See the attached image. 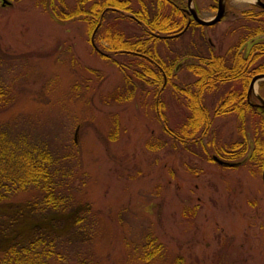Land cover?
Instances as JSON below:
<instances>
[{
	"label": "rangeland",
	"instance_id": "rangeland-1",
	"mask_svg": "<svg viewBox=\"0 0 264 264\" xmlns=\"http://www.w3.org/2000/svg\"><path fill=\"white\" fill-rule=\"evenodd\" d=\"M8 1L0 0V84L8 91L0 125L63 159L75 199L46 225L29 208L30 192L1 205L0 249L24 243L38 225L60 244L55 264H264L263 167L220 165L213 155L228 159L212 145L203 152L168 135L189 114L179 91L197 79L188 64L228 55L251 24L242 11L258 12L252 1L227 0L228 18L211 28L160 35L172 40L159 39L155 48L172 63L159 85L141 82L124 51L100 41L107 20L91 30L83 17L61 19L62 3L75 0ZM214 1L194 0L201 18L216 14ZM130 6L134 11L137 0ZM113 24L127 35L139 29L126 19ZM126 76L135 87L128 100L115 102L116 90L132 88ZM261 81L254 90L264 98ZM227 86L203 98L212 118L201 139L218 147L240 138L233 113L212 114ZM252 130L247 125L248 137ZM156 246L158 253L146 258Z\"/></svg>",
	"mask_w": 264,
	"mask_h": 264
},
{
	"label": "trees",
	"instance_id": "trees-1",
	"mask_svg": "<svg viewBox=\"0 0 264 264\" xmlns=\"http://www.w3.org/2000/svg\"><path fill=\"white\" fill-rule=\"evenodd\" d=\"M130 1L75 0L70 7L62 3L60 17H83L91 30L96 25L101 29V23L107 20L100 41L104 40L109 50H123L129 57L128 68L131 67L134 76L141 82L159 85L163 73L169 77L172 61L167 63L156 50L155 44L159 39L169 44L172 39L159 36L174 35L183 29L187 18L180 6L184 3L181 5L180 0H137L138 7L132 11ZM255 8L258 12H254L253 8L244 11L246 22L250 21L251 24L246 26V33L241 36L243 41L256 35L264 36V10ZM117 18L133 21L139 29H135L133 34L131 31L130 35L124 34L121 29L114 27L115 24L112 25L113 21L118 22ZM240 43L238 41L232 45L226 56L211 53L199 63L188 64V69L197 79L193 86L179 91L185 98L189 114L178 130L169 129L168 135L175 142H194L203 152L212 145L217 155L223 153L230 161L247 162L260 168L264 166V110L247 101L246 87L253 75L264 74V39L253 42L244 52H240L237 47ZM136 52L140 55H135ZM125 83L131 84L132 88L125 86L122 91L116 90L112 96L115 102L128 100L131 96L135 84L130 83L128 76L125 77ZM232 83L235 86H231ZM223 84H228L226 88L229 90L222 93L220 102L212 108V114L233 113L238 121L240 138L239 141L218 147L213 140L204 142L201 139L207 134L212 118L203 98L220 89ZM260 85L264 86V81ZM7 98V87L0 84V103L6 102ZM247 125L253 129L250 137ZM61 162L63 159L52 153L47 145H32L12 138L0 125V206L11 202L17 195L30 192L31 197L27 199L29 208L41 214L42 224H48L54 215L66 212L73 205L75 196L71 190L73 181L68 180L65 173L68 172L70 177L71 171L63 170ZM37 227H33L35 234L24 243L13 241L0 249V264H55L60 261L59 242L55 238L48 239L49 233L43 235L39 232L41 228ZM158 251V246L154 247L146 258Z\"/></svg>",
	"mask_w": 264,
	"mask_h": 264
},
{
	"label": "water",
	"instance_id": "water-1",
	"mask_svg": "<svg viewBox=\"0 0 264 264\" xmlns=\"http://www.w3.org/2000/svg\"><path fill=\"white\" fill-rule=\"evenodd\" d=\"M6 3H8V1L3 0V5ZM252 3L255 6H258L264 10V2L262 0H252ZM186 4H187V12L190 13L192 18L194 19V21L201 26L208 27V26L215 25L216 23H218L222 19V16L225 13V2H224V0H218L217 1L216 14L208 20L203 19L198 15L197 11L194 9V7L192 5V0H187ZM91 41H92L93 46L95 47L92 39H91ZM260 80H264V74H257L251 78V80L249 82L248 90H247V99L251 103V101H250L251 95L255 96L258 101L255 103H251V105H253L255 107H260L264 110V99L260 95H258L256 93V91L254 90L257 82ZM213 158L219 164H226L224 161L218 159L216 156H213ZM262 182H263V186H264V167L262 170Z\"/></svg>",
	"mask_w": 264,
	"mask_h": 264
},
{
	"label": "flooded vegetation",
	"instance_id": "flooded-vegetation-1",
	"mask_svg": "<svg viewBox=\"0 0 264 264\" xmlns=\"http://www.w3.org/2000/svg\"><path fill=\"white\" fill-rule=\"evenodd\" d=\"M217 1L218 0H216V2L214 1V3H212V5H211V7L212 8H215V9H217ZM263 1V0H262ZM224 2H225V13L223 14V16H222V19L221 20H225L226 18H228V15H229V12L227 11V0H224ZM264 2V1H263ZM193 3H194V0H192V5H193ZM253 6H255L254 4H252ZM193 7H194V9L197 11V13H198V9H197V6H196V4L194 3V5H193ZM256 7H258V6H256ZM258 8H260V7H258ZM180 9L183 11V14H184V16L187 18V20H186V23H185V25H184V29H185V31L188 29V28H191V27H193V26H201V25H199V24H197L195 21H194V19L192 18V16H191V14L190 13H188L187 12V4H184V5H182V6H180ZM261 9V8H260ZM263 10V9H262ZM242 13H244V11H242ZM199 15V14H198ZM243 17V16H242ZM220 20V21H221ZM214 25H212V26H208V27H213ZM181 33V32H180ZM184 33V32H183ZM182 33V34H183ZM181 35V34H180ZM244 36V35H243ZM262 37V35H256V36H254L253 38H250V39H247L246 41H243V39L241 38V36L239 37L240 39L238 40L239 42L241 41V45H239L238 44V49H239V51L240 52H244L245 51V49H248L249 47H246V45L247 44H252L253 42H252V40L255 38H261ZM169 39H171V38H169ZM250 42V43H249ZM252 42V43H251ZM246 47V48H245ZM95 49H96V51L97 52H99L100 53V51H98V49H97V47L95 46ZM106 54V53H105ZM105 54H102V55H105ZM138 55H140L139 53H138ZM105 56H107V55H105ZM163 77H164V73H163ZM247 101H248V99H247ZM250 101H251V103H255L256 101L254 100V99H252V97H250ZM249 102V101H248ZM250 103V102H249ZM250 103V104H251ZM255 107V106H254Z\"/></svg>",
	"mask_w": 264,
	"mask_h": 264
},
{
	"label": "bare ground",
	"instance_id": "bare-ground-1",
	"mask_svg": "<svg viewBox=\"0 0 264 264\" xmlns=\"http://www.w3.org/2000/svg\"><path fill=\"white\" fill-rule=\"evenodd\" d=\"M252 1V0H251Z\"/></svg>",
	"mask_w": 264,
	"mask_h": 264
}]
</instances>
